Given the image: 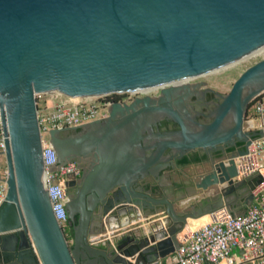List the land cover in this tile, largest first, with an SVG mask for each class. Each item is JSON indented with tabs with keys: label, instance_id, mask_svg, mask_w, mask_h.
<instances>
[{
	"label": "water",
	"instance_id": "obj_1",
	"mask_svg": "<svg viewBox=\"0 0 264 264\" xmlns=\"http://www.w3.org/2000/svg\"><path fill=\"white\" fill-rule=\"evenodd\" d=\"M263 50L264 0H0V183L7 185L0 264H150L180 247L188 220L234 215L241 192L252 202L263 178L242 177L237 161L264 137V130L245 127L250 104L264 91V59L219 95L208 123L187 108L204 84L187 82ZM153 87L157 96L113 103L102 120L50 131L57 170L88 164L77 198L66 205L68 219L78 218L69 244L44 188L36 94L86 98ZM164 121L178 130L155 131ZM190 153L205 168L194 190L209 193L197 209L177 210L185 198L158 200L137 187L165 181L162 173ZM87 196L102 205L117 197L119 208L134 206L137 216L161 214L164 221L98 249L88 235Z\"/></svg>",
	"mask_w": 264,
	"mask_h": 264
},
{
	"label": "built area",
	"instance_id": "obj_2",
	"mask_svg": "<svg viewBox=\"0 0 264 264\" xmlns=\"http://www.w3.org/2000/svg\"><path fill=\"white\" fill-rule=\"evenodd\" d=\"M158 92L160 89H156ZM148 95L128 92L99 97L71 98L57 92L36 94L38 126L41 135L43 159V183L48 193L54 217L64 232L69 219L66 213L68 199L63 181L78 180L81 170L75 162L55 168L57 155L49 142L52 130L79 128L108 116L113 103L129 104L135 98ZM150 96V95H149ZM157 96V95H156ZM257 129L264 130V91L251 103ZM248 118V116H247ZM245 118V119H247ZM0 152H4L3 137H0ZM54 167V168H53ZM242 177L264 171V137L255 139L248 154L237 161ZM6 170L2 178H6ZM253 190V201L245 213L229 215L218 212L212 221L192 232L172 254L168 264H264V177ZM7 185L0 183V204L5 200ZM33 252L36 254L32 245ZM236 250V251H235ZM150 264H163L160 260Z\"/></svg>",
	"mask_w": 264,
	"mask_h": 264
},
{
	"label": "flooded vegetation",
	"instance_id": "obj_3",
	"mask_svg": "<svg viewBox=\"0 0 264 264\" xmlns=\"http://www.w3.org/2000/svg\"><path fill=\"white\" fill-rule=\"evenodd\" d=\"M159 94V92H158ZM157 94V95H158ZM220 100V96L216 94L213 90L209 89L208 87L203 86L199 89V93L196 97L192 98L189 102H187L188 111L195 115L197 120L203 123H208L210 120L207 119L205 116L212 111L215 104L218 103ZM178 130L177 126L169 123V122H162L161 125L155 129V131L166 132V131H176ZM70 134H74L73 132ZM195 154L198 153H190L188 156L193 159ZM199 155V154H198ZM177 162H173V167L170 169L165 170L162 174L165 177V181H152L147 180L145 182L139 183L137 187H140L144 193H148L152 198L162 200L165 197H168L170 200L172 198H187L189 195L195 192L193 187V180L189 179L186 181V178L182 173L178 171H183L185 169L195 171L199 167H201L198 162H191L187 165H179ZM76 164H78L76 162ZM87 163L84 165L81 164L79 166L81 173L83 171V167L87 166ZM168 172V173H166ZM179 173V174H178ZM178 178V179H176ZM63 183L64 193L69 200H74L77 198V193L79 190V179L78 180H69L65 178ZM191 206L192 209H197L200 205ZM121 205L120 201H117V197L110 198L108 203L102 205L101 203L94 202L89 196L86 198V208L89 206L90 209V218H89V230L88 235L90 237L99 235L104 229L106 224H114L118 227H121L122 221L127 220L130 221L131 219L137 218V208L134 206H129L126 209L119 208ZM106 206V207H105ZM80 208V207H79ZM160 209V208H158ZM67 217L70 216V210L66 208ZM122 215H126L124 219ZM120 218V219H119ZM123 219V220H122ZM78 225V218L75 217L74 221L69 220L68 223V236L65 235V238L69 244L72 243L73 237V230ZM70 238L68 239V237ZM98 249H103L101 245H97Z\"/></svg>",
	"mask_w": 264,
	"mask_h": 264
},
{
	"label": "crops",
	"instance_id": "obj_4",
	"mask_svg": "<svg viewBox=\"0 0 264 264\" xmlns=\"http://www.w3.org/2000/svg\"><path fill=\"white\" fill-rule=\"evenodd\" d=\"M253 112H254L253 108L250 107L248 111L249 113L248 118L245 119V127L247 129H250L252 127L257 129L258 123L257 121L253 119ZM178 172L184 175V177L186 178V181L189 179L194 181V180H198V176L201 175L203 172H205V168L199 167L195 171L185 169L183 171L179 170ZM262 176L264 177V174H262ZM242 194L243 193L241 192L239 194V197L237 195V198L239 199L237 200L235 204V214L234 215H241L245 213L248 207L252 203V202H249L248 204H246L245 201H243L242 199L243 197ZM207 196H209V193L196 190L193 194L189 195L186 198L185 202L188 203L191 200H194V205H197L203 202L207 198ZM171 200L176 201V198H172ZM188 206L189 205L186 204L185 206L177 210H184L185 208H188ZM162 217L163 216L161 214H158L156 216H153V214H148L145 216L138 215L137 218L131 219L130 221L123 220L121 227H118L114 224H110V225L106 224L105 229L99 235L91 237V239L97 242L98 245H101L102 247L106 248L108 247V240L109 242H111L114 236H122L124 234H128L131 236L140 237L143 232L148 233L150 229L149 228L150 224H152L153 221H157V220L164 221ZM167 224H168L167 222H162L163 226H167ZM171 256H169L166 259L160 260V261L163 264H168L171 259Z\"/></svg>",
	"mask_w": 264,
	"mask_h": 264
},
{
	"label": "rangeland",
	"instance_id": "obj_5",
	"mask_svg": "<svg viewBox=\"0 0 264 264\" xmlns=\"http://www.w3.org/2000/svg\"><path fill=\"white\" fill-rule=\"evenodd\" d=\"M264 59V52L242 59L235 64L223 69L219 70L214 73L207 74L205 76H202L200 78L189 80L187 83L189 84H196V83H203L205 87H208L209 89L216 92L217 95H226L229 90L231 89L233 83L235 80L250 66L254 65L255 63L259 62L260 60ZM150 96H156L158 94V90H153L147 93ZM249 111V109H248ZM246 113V118L249 115V113ZM0 133H1V127H0ZM2 134H0L1 137ZM4 163H2V171L1 175L3 176L4 171L6 170L4 167ZM188 208L194 205V200H191L187 203ZM64 233L66 236L69 234L68 227L64 228ZM70 236L68 237V239Z\"/></svg>",
	"mask_w": 264,
	"mask_h": 264
},
{
	"label": "bare ground",
	"instance_id": "obj_6",
	"mask_svg": "<svg viewBox=\"0 0 264 264\" xmlns=\"http://www.w3.org/2000/svg\"><path fill=\"white\" fill-rule=\"evenodd\" d=\"M262 52H264V50L263 51H260V52H257V53H254V54H251V55H248L246 58H249V57L258 55V54H260ZM186 82L187 81L183 80V81H179L178 84H183V83H186ZM156 89H157L156 87H153V88H145V89L139 90L138 92L148 93V92L153 91V90H156ZM263 174H264V171H263ZM212 220L213 219H212V217L210 215H206V216H203V217L198 218V219H190V220H188V223H187L185 229L178 236L179 239L181 241L185 240L192 232L198 230L202 226H205V225L209 224Z\"/></svg>",
	"mask_w": 264,
	"mask_h": 264
},
{
	"label": "trees",
	"instance_id": "obj_7",
	"mask_svg": "<svg viewBox=\"0 0 264 264\" xmlns=\"http://www.w3.org/2000/svg\"><path fill=\"white\" fill-rule=\"evenodd\" d=\"M250 107H251V104H250ZM201 160H202V157H200L198 154H195L193 159H191L189 156H187V157H184L183 159H181L178 163H179V165H187L191 162H196V163L200 162Z\"/></svg>",
	"mask_w": 264,
	"mask_h": 264
}]
</instances>
